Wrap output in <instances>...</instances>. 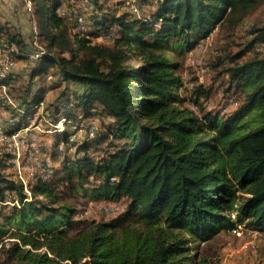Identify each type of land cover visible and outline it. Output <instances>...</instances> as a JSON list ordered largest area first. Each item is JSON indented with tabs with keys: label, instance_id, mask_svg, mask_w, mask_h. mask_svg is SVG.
Here are the masks:
<instances>
[{
	"label": "trees",
	"instance_id": "16d2710c",
	"mask_svg": "<svg viewBox=\"0 0 264 264\" xmlns=\"http://www.w3.org/2000/svg\"><path fill=\"white\" fill-rule=\"evenodd\" d=\"M76 1L30 0L36 31L28 43L0 23V40L16 44L17 60H29L34 36L42 47L17 91L23 112L8 107L17 120L5 119L0 132L26 126L47 87L57 92L43 114L53 124L64 119L26 182L29 200L0 140V264H204L198 244L221 230L243 224L263 232L264 24L231 58L261 47L227 69L228 94L243 92L229 111L205 107V86H187L173 58L262 0H140L139 16L91 0L82 33L74 29ZM108 31L116 35L103 38ZM79 128L82 137L60 150ZM67 196L124 209L86 221Z\"/></svg>",
	"mask_w": 264,
	"mask_h": 264
},
{
	"label": "rangeland",
	"instance_id": "374dc122",
	"mask_svg": "<svg viewBox=\"0 0 264 264\" xmlns=\"http://www.w3.org/2000/svg\"><path fill=\"white\" fill-rule=\"evenodd\" d=\"M109 8H114V4L118 7L115 8L117 11H122L125 8L119 6L121 3L119 0H105ZM264 24V0L261 1L260 5L252 13L246 15L243 20L237 23H224L220 28H216L205 40L207 43L204 48L196 49L194 47L191 51L183 53L181 55H174L173 58L181 61L180 74L185 82L191 81L194 83H201L205 86L208 91V104L205 105L207 108H219L223 109V112L229 111L238 104L239 98H243V92L232 89V94L229 95L227 89L229 86V79L227 69L232 66L233 62H243L251 57L257 56V52L252 51L248 48L238 60H232L231 58L244 48L247 42L251 39L250 30L254 26H261ZM101 41L103 39H95ZM106 41V40H104ZM216 50V54L212 53L211 50ZM261 49V47H260ZM256 54V55H255ZM264 54V46L262 52ZM131 64H137V60L133 59L130 61ZM208 64L210 70L204 73L202 76L198 73L201 66ZM230 92V94H231ZM51 94V93H50ZM49 94V98L51 95ZM228 96H232L229 98ZM229 99H233L236 105H230ZM190 106V104H189ZM195 108V107H193ZM45 122L41 115H38L35 122ZM44 125L40 126L37 132L43 138H48L46 131H44ZM46 134V135H45ZM44 135V136H43ZM11 170L14 173V164ZM24 172L26 176L34 169L25 167ZM67 202H75L76 197L67 196ZM11 199V198H10ZM12 202V200H11ZM100 200H92V198L79 199L76 201L77 209H79L78 217L83 220H101L116 216L118 213L105 212L101 205ZM123 209L124 204L120 202ZM10 207L12 204L5 203ZM11 240L7 238L8 242ZM247 252L250 254L252 259L246 256L241 262L233 261L231 264H264V233L251 234L249 230H242L240 234H237L231 229H223L218 232L215 236L207 240L206 242L199 243L197 253L205 257L206 264H228L226 259L227 254L232 253L233 255L240 252ZM3 251L0 250V261L3 258ZM246 255V254H245ZM229 258V257H227Z\"/></svg>",
	"mask_w": 264,
	"mask_h": 264
},
{
	"label": "built area",
	"instance_id": "2783aa9c",
	"mask_svg": "<svg viewBox=\"0 0 264 264\" xmlns=\"http://www.w3.org/2000/svg\"><path fill=\"white\" fill-rule=\"evenodd\" d=\"M126 8L130 10L135 15H140V8H141V2L140 0H121ZM25 6L29 12L32 11L31 8V2L30 0H24ZM92 7L91 0H77L75 2V13H76V26H75V32L82 33V31L85 29V23H84V16L86 15V12ZM62 12V10H61ZM33 31H36V27H33ZM116 35L114 31H108L104 34H102L103 38H113ZM207 39V38H206ZM206 39L201 40L198 42V44L195 46L196 49H202L206 45ZM32 50L28 53L29 60H34L39 57L40 51L42 49L41 45L38 43L37 37L34 36L32 39ZM256 52L260 51V46L256 45L255 49ZM212 53L216 54V50H211ZM18 52V48L15 43L13 42H7L4 40H0V80L3 79L18 63V60L14 57V53ZM210 70V66L208 64H205L201 66L198 70V73L200 76H202L204 73L208 72ZM194 82L188 81L186 82V85L189 87H192ZM208 102H206L207 104ZM230 105H236L235 101L233 99H229ZM8 107H15V103L11 99V97L8 94V86L5 82H0V124H1V118L7 111ZM37 109H39L42 112V109L44 108L43 101L39 102V104L35 105ZM41 115V113H38ZM16 117H9L10 122L16 121ZM52 122H49L51 127L50 131H61L64 127V119L60 118L55 124ZM79 126H82L81 124ZM77 126L74 125L73 128H76ZM87 132L89 135H92L95 129L94 123L90 122L87 126ZM39 129L37 123L35 122L34 118L29 119V124L25 127H22L10 134H4L0 132V140H4L7 144V149L9 152L13 154V164L15 168L16 175L20 182L23 184L24 191L26 194L25 200H29L31 198V192L28 189L26 182L28 178L32 177L33 172H30L28 176H26L24 172V168H30L35 169L38 167H42L44 163V153H43V141L38 137L37 130ZM83 129L79 128L77 133L72 134L69 139L68 143L61 144L59 146L60 150H63L66 146H69V143H72L73 141L77 140L78 138H81ZM72 148V146H69ZM4 203H14L10 201H5ZM102 209L105 212H114L119 213L122 211L123 207L120 202H112V201H103L101 205ZM231 217H234V214H231ZM249 230L250 233L254 234L255 229H251L248 227H245L243 224H238L234 227H232V230L236 232L237 234H240L242 230ZM7 241V238L4 239V242ZM247 264H255L253 262L247 263Z\"/></svg>",
	"mask_w": 264,
	"mask_h": 264
},
{
	"label": "crops",
	"instance_id": "0c3cea01",
	"mask_svg": "<svg viewBox=\"0 0 264 264\" xmlns=\"http://www.w3.org/2000/svg\"><path fill=\"white\" fill-rule=\"evenodd\" d=\"M119 1L121 2L119 4V6L122 8H125L127 10L124 3L121 0H119ZM90 9L86 12L85 16H87L90 13L89 12ZM28 12L29 11L27 10L25 3L21 0H0V23L6 24L11 31H16V32L20 33V35L22 36L23 40L26 43H28L30 41L31 31L33 30V27L35 26L34 19L33 18H31V20L28 19V16L30 17V14ZM28 67H29V60L28 59H25V60L21 59V60H18V63L15 66V68L10 70V72L8 73V74H11V76H12V78L10 79L11 80L10 85L7 84L8 94L11 97V99L13 100V102L15 103V107H11V108H16L17 112H23V108H22L21 104L19 103V100L17 97L18 94H20V92H17V91L19 89V86L28 80V74H27ZM33 83H34L33 86H35V84L37 83L36 78L34 79ZM11 86L15 87L17 90H14V89L11 90ZM56 92H57V89H52L50 87H47L45 92H44L43 103L46 100H52V98L54 97ZM49 94L51 95L50 98H49ZM44 105H45V103H44ZM33 106H35V105H33ZM33 109H34V113H33V116L31 118L36 119V117L39 115L38 113H41L42 118H44V120H45V122L43 124L41 123V121L37 123L39 129H40V126H42L44 124L49 125V122H52L43 114L44 108L42 109V112L39 109H37L36 107H33ZM9 115H10L9 110H7L5 112V114L2 116L3 118H1V120H2L1 124L2 125H3V123H4L3 121L5 119H9ZM29 119H28L27 125L29 124ZM44 131H46L48 138L41 137L40 136L41 133L39 134L37 132L39 138L43 141V144H44V142L47 143V141L49 140V136L53 134V132L50 131V129H45ZM45 155L46 154L44 153V157H45ZM256 233H261V232L258 230H255L254 234H256ZM262 233H264V231ZM246 256L249 257V259H252L250 257V254L247 252H244V251L240 252L238 254H235V255H233L232 253L227 254V257H229V258L226 257V259L229 260V261H227L228 264H231V263H233V261L241 262L242 260H244L246 258ZM201 257L205 258L203 256H201ZM206 263H207V261L205 259L204 264H206Z\"/></svg>",
	"mask_w": 264,
	"mask_h": 264
}]
</instances>
